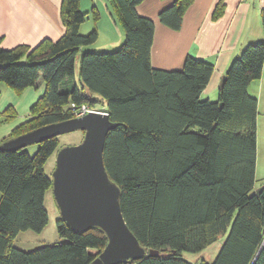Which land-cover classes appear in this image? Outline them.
Returning <instances> with one entry per match:
<instances>
[{
  "label": "trees",
  "instance_id": "obj_1",
  "mask_svg": "<svg viewBox=\"0 0 264 264\" xmlns=\"http://www.w3.org/2000/svg\"><path fill=\"white\" fill-rule=\"evenodd\" d=\"M142 1L110 0L125 40L112 51H82L79 85L80 50L98 38L97 29L80 33L86 19L80 0L62 1L60 38L33 47L0 45V83L17 93L46 83L11 137L75 117L73 102H101L118 123L108 132L104 164L121 190L125 220L146 249L143 257L117 264H264V184L254 191L258 98L248 89L262 77L264 40L248 43L233 59L217 100L202 99L215 64L188 54L181 69L153 67L155 22L138 12ZM193 1L173 0L161 22L179 29ZM15 115L8 108L0 123ZM38 145L33 155L0 147V264H93L108 243L97 226L78 230L59 218L60 241L31 251L14 245L22 231L41 232L49 220L44 201L53 179L45 164L58 136ZM226 232L213 261L183 256Z\"/></svg>",
  "mask_w": 264,
  "mask_h": 264
},
{
  "label": "crops",
  "instance_id": "obj_2",
  "mask_svg": "<svg viewBox=\"0 0 264 264\" xmlns=\"http://www.w3.org/2000/svg\"><path fill=\"white\" fill-rule=\"evenodd\" d=\"M62 1L0 0V45L4 48L19 44L33 47L43 39L60 38L66 30L61 15ZM102 1L80 0V7L86 14L80 32H83L87 21H92V28L98 32L97 39H116V42L105 47L109 49L121 45L125 40V31L110 0ZM172 2L143 0L137 6L141 15L155 22L152 65L166 70L181 69L188 54L212 61L215 69L201 98L216 100L219 85L233 59L241 54L248 43L264 40V0H194L185 11L179 29L168 27L159 18L160 12ZM81 50L87 49L82 47ZM263 74L264 68L262 77L258 79V90L264 79ZM33 87L36 91L31 90ZM45 87V81L40 80L36 86L17 93L6 83H0V113L8 108L16 112L13 118H3L0 123V145L11 139L13 130L30 117L31 107L43 95ZM19 106L24 108L23 115Z\"/></svg>",
  "mask_w": 264,
  "mask_h": 264
},
{
  "label": "water",
  "instance_id": "obj_3",
  "mask_svg": "<svg viewBox=\"0 0 264 264\" xmlns=\"http://www.w3.org/2000/svg\"><path fill=\"white\" fill-rule=\"evenodd\" d=\"M117 126L109 113L91 112L38 127L0 145L17 150L64 133L85 131L79 144L59 150L52 179L61 218L78 230L100 227L108 237L105 249L94 264H117L146 254L125 220L120 204L121 190L109 177L104 164L108 132ZM149 253L159 254L153 249Z\"/></svg>",
  "mask_w": 264,
  "mask_h": 264
},
{
  "label": "rangeland",
  "instance_id": "obj_4",
  "mask_svg": "<svg viewBox=\"0 0 264 264\" xmlns=\"http://www.w3.org/2000/svg\"><path fill=\"white\" fill-rule=\"evenodd\" d=\"M104 3V0L102 1ZM92 21H87L83 27V32L81 34L89 33L92 28ZM115 37V34L112 32ZM116 42V39L109 38H100L97 39L94 43L85 45L83 49L92 50V51H112L120 46V44L114 48H105L110 46L112 43ZM81 50L78 58L76 60V71L74 80L79 84L80 83V60H81ZM264 78V74H263ZM259 80L254 81L249 87L250 93L257 96L258 98V114H257V158H256V171H255V185L254 191L259 189L264 184V79L261 81V86L258 90ZM36 91V88L33 89ZM43 94V92H42ZM217 100V99H216ZM99 108H103L104 104L101 102L98 103ZM20 114L23 115L24 112L19 106ZM28 110V109H27ZM84 134L82 130H76L68 133H64L58 136L59 146L58 149L54 152V154L48 159L45 164V171L48 175L52 176L53 171L56 167V160L59 150L64 146H72L79 144L83 138ZM39 145L37 143L30 144L26 146L24 149L27 150L30 154H34ZM45 207L49 214V220L43 231L37 232L33 230L22 231L14 240V245L26 251H31L43 245L51 244L60 241V237L57 231V220L61 218L60 209L57 205V202L54 197L53 187L49 188L45 195L44 201ZM228 232L222 234L215 242L210 244L207 248L200 252H189L185 251L183 256L193 262L199 261L201 259H206L208 261H213L218 254L221 246L223 245ZM94 264V263H93Z\"/></svg>",
  "mask_w": 264,
  "mask_h": 264
},
{
  "label": "built area",
  "instance_id": "obj_5",
  "mask_svg": "<svg viewBox=\"0 0 264 264\" xmlns=\"http://www.w3.org/2000/svg\"><path fill=\"white\" fill-rule=\"evenodd\" d=\"M71 107L74 111L75 117H81L91 112L108 113L105 107L99 108V107L91 105L90 103L76 104L73 102L71 104Z\"/></svg>",
  "mask_w": 264,
  "mask_h": 264
}]
</instances>
